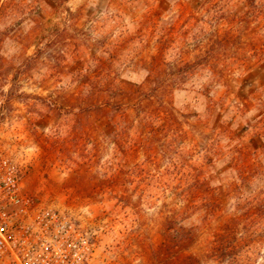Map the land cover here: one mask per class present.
I'll list each match as a JSON object with an SVG mask.
<instances>
[{"label": "rangeland", "instance_id": "rangeland-1", "mask_svg": "<svg viewBox=\"0 0 264 264\" xmlns=\"http://www.w3.org/2000/svg\"><path fill=\"white\" fill-rule=\"evenodd\" d=\"M175 2L47 0L3 41L0 74L14 93L0 95V160H14L24 191L90 234L87 264H225L213 252L219 234L238 228L252 194L264 204V16L246 13L249 0H220L235 23ZM228 30L235 47H218L213 65L175 73ZM151 64L183 85L168 95L173 116L130 126L119 141L104 114L82 117L83 102L141 83ZM250 227L244 248L256 249L244 259L264 264V225Z\"/></svg>", "mask_w": 264, "mask_h": 264}, {"label": "trees", "instance_id": "trees-1", "mask_svg": "<svg viewBox=\"0 0 264 264\" xmlns=\"http://www.w3.org/2000/svg\"><path fill=\"white\" fill-rule=\"evenodd\" d=\"M45 1L47 0H0L1 67L4 61L2 44L5 37L8 35L9 31L14 28L15 24H19L23 20L30 18L31 15H37L41 4ZM50 1L55 6H60L67 0ZM182 1L184 0H176L175 3L179 4ZM195 1L198 4V12L212 15L213 17H217L218 20L222 18L229 19L232 23H235V15L228 12L229 9L220 5V0ZM246 13L262 17L264 16V4L257 6L254 0H249ZM232 33L228 30L223 34V37H216L209 41L205 52L199 56L196 61L183 62V64L174 70L175 73L178 75H186L200 63L213 65L215 59L220 56V53L217 52L218 47H222L224 52L225 50L227 51V49L230 50L231 47H235L234 38H236V36ZM35 45L40 49V43L36 42ZM161 45L162 43H159L157 47L160 48ZM140 69L146 73V77L141 83L126 82L123 85L113 84L114 91L116 90L117 92L115 95L117 98L88 99L86 102H83L79 108L80 113L85 114L82 115V117L87 116L91 111L102 113L107 116L109 121L115 126L114 137L116 136L117 141L125 137V132H128L130 126L136 124L137 127H145L149 121L156 119L160 121L162 119V114L173 116L174 108L168 99V95L172 93L175 88L183 87V85L177 83L176 80L166 82L163 79H159L158 76L165 72L162 71L160 73V69H157L156 65L151 64ZM0 75V95L5 96L8 101L14 93V83H11V87L5 91V81H8L9 76L7 71L2 72ZM215 75L220 78L222 74L216 70ZM35 99L43 100L44 98L36 95ZM117 116L119 117L118 120L116 118ZM84 125L85 121L82 122V127H84ZM239 210V214L235 218L238 228L235 226L233 227L234 224L228 222L223 233L219 234L217 247L213 248L215 255L220 256V260L225 264H248V260L244 259L243 254L249 252L254 253L256 248H251L252 251L245 250L244 240L247 239V242H251L253 230L250 226H252V224L258 227L264 225V204L258 194H252L248 202L242 204ZM238 230H241V241L238 243L230 241L233 234H237ZM235 248H241V258L233 261L231 259V254H233L231 251Z\"/></svg>", "mask_w": 264, "mask_h": 264}, {"label": "built area", "instance_id": "built-area-1", "mask_svg": "<svg viewBox=\"0 0 264 264\" xmlns=\"http://www.w3.org/2000/svg\"><path fill=\"white\" fill-rule=\"evenodd\" d=\"M93 250L71 214L24 191L14 160H0V264H87Z\"/></svg>", "mask_w": 264, "mask_h": 264}]
</instances>
